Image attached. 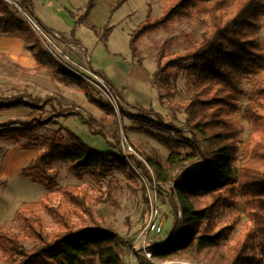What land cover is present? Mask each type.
<instances>
[{
	"label": "trees",
	"instance_id": "obj_1",
	"mask_svg": "<svg viewBox=\"0 0 264 264\" xmlns=\"http://www.w3.org/2000/svg\"><path fill=\"white\" fill-rule=\"evenodd\" d=\"M95 2L85 0L79 20L87 18ZM124 2L118 0L115 5ZM19 5L32 10L30 0H19ZM12 8L0 0V34L22 35L24 48L33 55L37 69H45L56 80L75 83L83 96L111 114L108 105L92 94L89 84L64 68L35 40L30 27ZM149 15L148 11L129 34L132 56L140 35L167 26L174 19L198 17L204 28L183 52L167 55L161 51L156 57L152 80L165 87V96H171L169 90L176 87L180 74L191 95L167 106L173 113L184 115L181 128L163 125L160 113L149 110L155 116L149 119L157 133L145 131L168 153L163 162L147 155L144 160L156 181L170 186V206L174 214L179 208L181 217L174 220L165 243L148 248L161 261L182 258L198 264H264V42L258 33L264 0H167L161 16L151 19ZM244 96L242 119L249 130L242 139L238 116ZM158 98L161 104L163 96ZM49 103L52 112L42 117L40 110ZM20 106L30 108L29 114L1 120V139L23 136L30 143L37 129L59 117H69L74 103L59 94L22 96L2 102L0 110ZM73 115L92 135L104 138L109 149L92 148L69 128H65L68 139L58 137L56 131L42 136V150L21 168V174L40 183L45 192L37 201L19 207V232L0 229V264H124L125 240L97 219L103 218L105 207L93 209L94 198L77 185H63L53 192L55 182L49 175L53 162H64L76 176L86 174L96 182L117 169L130 177L126 160L116 152L117 124L112 122L113 126L106 129L90 115L75 111ZM27 146L24 143L21 147ZM137 164L144 168L140 161ZM198 165L199 171L191 169ZM237 197L241 214L222 218L221 212ZM105 204L117 203L110 196L103 200ZM42 210L55 225L54 230L47 231ZM237 227L232 242L221 247ZM140 259V264H150L144 255Z\"/></svg>",
	"mask_w": 264,
	"mask_h": 264
},
{
	"label": "rangeland",
	"instance_id": "obj_2",
	"mask_svg": "<svg viewBox=\"0 0 264 264\" xmlns=\"http://www.w3.org/2000/svg\"><path fill=\"white\" fill-rule=\"evenodd\" d=\"M15 1L19 3V0ZM49 1L55 2L51 10L57 15L49 18L52 20V25L55 24L65 31L73 27L84 44L71 34L72 31L68 34L59 33L64 39L85 46L91 56L92 61L84 66L82 64L84 60L70 52L74 58L79 59L77 61L81 68L91 70L90 73H85L87 74L85 76L74 74L81 81L89 84L95 98L101 99L108 105L112 113L106 114L104 110L90 102L83 96L82 90L75 83L56 80L45 69H37L34 63L30 67V63L24 62L26 60L22 58L24 56L21 52H16L11 57L10 54L3 51L6 48L3 36H0V104L15 100L16 97L37 96L43 98L46 95L59 94L74 103L73 111L81 112L84 116H92L96 124H104L106 129L113 126L112 122L117 124V138L119 139L116 152L126 160V164L130 168L128 173L130 177L125 176L122 169H117L103 176L100 182H96L86 174L76 176L64 162H53L49 169V175L55 182L53 192L57 193V189L63 185H77L86 190L88 197L94 198L92 200L93 209L105 207L103 218L98 217L97 219L100 223L109 225L118 236L125 240L122 248L124 264H140L142 261L140 255H143L140 250L142 242L161 246L167 241L169 233L173 230L174 220L181 217L179 208L174 214L170 206V186L159 184L151 167L144 160L147 155L156 161L163 162L168 153L159 140L145 131L147 129L152 134L157 133L156 126H153L154 124L149 119H154L155 116L150 115L149 110L152 108L155 112L160 113L163 125L173 124L175 128H181L184 115L180 112L173 113L167 106L174 101H184L191 95V90L180 74L176 87L169 90L171 96H165V87L152 80L157 68L156 57L161 51L167 55L170 52H183L190 41L199 37L204 23L198 17L174 19L167 26L140 35L136 43V54L132 56L128 45L130 32L140 24L148 11L151 19L161 16L167 0H125L120 5H115L118 0H99L91 14L92 21L85 18L83 22L79 19H82L84 5L80 10H75L77 17L75 15L74 18L70 12L63 10L62 2L64 0ZM11 7L28 27L30 26L27 16L40 25L32 10H25L21 6L20 10H17L14 5ZM72 7L74 6L72 5ZM68 9L71 7L69 6ZM46 11H50V8ZM77 18L78 21L75 22ZM261 19L262 25L258 33L264 42V17ZM43 28L46 31H51L46 27ZM30 29L35 40L43 45L35 31L31 27ZM17 36L20 41L24 40L22 35ZM15 49L21 51L20 46H16ZM81 68L77 69L80 74H82ZM88 76L91 78L102 77L109 85L106 83L105 89L110 88L104 89L105 91L99 89ZM159 94L163 96L161 104L158 98ZM115 95L119 96V99ZM109 96L112 101L109 100ZM245 102L246 96L242 98L238 116L242 122L240 131L242 139L249 130L246 120L242 119ZM29 111L30 108L24 106L3 108L0 110V121L25 117ZM65 111L69 112L68 109ZM73 111H70L69 117H59L37 129L33 133L34 138L30 140V143L25 141L23 136L0 138V229L19 232L17 216L19 207L37 201L45 192L40 183L23 177L21 174V168L31 160L36 152L42 150L44 134L51 135L56 131L58 137L68 139L65 128H69L92 148L98 151L109 149L104 138L92 135L86 126L80 123L78 116L73 115ZM50 112H52L50 103L40 110L42 117ZM24 143H28L25 149L21 147ZM137 161H140L144 168L140 167ZM191 169L199 171L201 166L198 165ZM110 196L115 199L116 208L110 204L109 206L102 205L103 200ZM154 200L163 221V230L159 235H145L144 228L147 224L150 204H154ZM232 205L221 212L222 218H229L234 213L241 214L242 204L238 197ZM41 216L47 231L54 230L55 225L52 224L48 214L42 210ZM241 218L245 220L243 217ZM237 230L238 227L220 243V246L223 247L224 244L231 243L238 234ZM1 257L0 252V262ZM182 260L188 261L182 258L161 261L155 259L154 256L148 261L150 264H169Z\"/></svg>",
	"mask_w": 264,
	"mask_h": 264
},
{
	"label": "built area",
	"instance_id": "obj_3",
	"mask_svg": "<svg viewBox=\"0 0 264 264\" xmlns=\"http://www.w3.org/2000/svg\"><path fill=\"white\" fill-rule=\"evenodd\" d=\"M4 1H6L10 6L14 5V7L17 10H20V5L15 0H4ZM27 19H28L29 26L35 31L39 40L42 41V44L47 50V52L50 55H52L53 58H55L58 62H60V64L64 68H67L70 72L72 71L73 73L79 76L80 75L85 76L87 75L85 73H90L91 71L90 69L81 68L80 67L81 65L79 66L78 61H77L78 58L77 59L76 57L74 58V56H77V57L80 56L81 59L84 60L82 63L84 64V66L92 61L91 56L87 52L85 46L81 45L80 43H76L74 41L64 39L63 36L57 31H46V29H44L42 26L40 27L38 23H35L28 16H27ZM70 52H72L74 56L71 55ZM79 68L82 69V74H80V72L77 70ZM88 77H90L91 81L94 82L99 89L101 90L105 89V84L107 83V81H105L102 77L100 76L99 77L95 76L93 78H91V76H88ZM106 85H108V83ZM108 88L105 90H108ZM115 97L119 99V96L115 95ZM109 100L112 101V98H110V96H109ZM162 230H163V221L160 217L159 208L154 200V204H150V211L148 214L147 224L144 228V232H145V235L147 234L159 235L161 234ZM148 246L149 244L142 242L140 250L142 251L146 260H151L153 257V251L149 250ZM134 259H135V256H134ZM169 264H196V263H193L192 261L189 262V261L182 260V261L172 262Z\"/></svg>",
	"mask_w": 264,
	"mask_h": 264
},
{
	"label": "crops",
	"instance_id": "obj_4",
	"mask_svg": "<svg viewBox=\"0 0 264 264\" xmlns=\"http://www.w3.org/2000/svg\"><path fill=\"white\" fill-rule=\"evenodd\" d=\"M99 0H96L94 7L90 10L91 12L88 14L87 18L89 19V21H92V12H94L93 10L95 9L97 2ZM31 5H32V13L33 15L37 18L39 24L42 25V27H46L47 29L51 30V31H58L64 34H68L69 32H71L72 35H74L76 37L77 40H79L80 42L83 43V41L80 39V36L75 32V29L69 28V30L65 31L60 29L58 26H56L55 24L52 25V20H49V18L51 19L52 16L56 17L57 15L56 12H52L51 7H54V3H51L49 0H30ZM85 3V0H64L62 2L63 5V10L66 12H70V14L75 18V15L77 14V12L75 10L77 9H81L83 7ZM66 5V6H65ZM72 5L74 7H72ZM70 6L71 9H68V7ZM50 11H46V9H49ZM57 10V9H56ZM87 19V20H88ZM49 21V22H48ZM51 22V23H50ZM76 22V20H75ZM0 36H3L5 38L4 42H5V49H3V51L7 52L8 54H10L11 57H13L12 55L16 52H21L22 55L26 61H24L25 63H30V67L31 65L34 63L35 67H36V61L33 57V55H31V53L26 50L24 48V43L25 41H20V39L18 38L17 35H13V36H8V35H4V34H0ZM84 44V43H83ZM16 46H20L21 51L16 50L15 47ZM23 61H19L20 63H22ZM101 68V67H100Z\"/></svg>",
	"mask_w": 264,
	"mask_h": 264
}]
</instances>
